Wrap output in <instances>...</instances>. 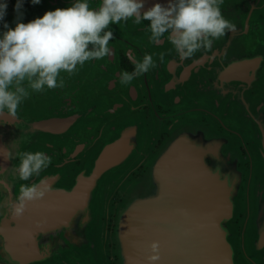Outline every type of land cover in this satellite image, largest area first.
<instances>
[{"label": "water", "instance_id": "water-1", "mask_svg": "<svg viewBox=\"0 0 264 264\" xmlns=\"http://www.w3.org/2000/svg\"><path fill=\"white\" fill-rule=\"evenodd\" d=\"M144 3L142 11L155 3L166 5L168 0ZM33 6L34 20L47 11L70 7L71 1L41 0ZM90 6L98 7L99 0H90ZM220 7L235 31L192 58L179 62L167 39L159 45L151 43L145 29L148 21L111 25L112 57L86 62L73 74L62 73L64 87L33 94L18 109L17 120L0 115V151L21 137L22 151L52 157V164L41 173L51 190L43 200L28 204L19 219L12 217L8 203L15 201L20 183L40 178L10 182L8 189L0 190L4 201L0 264H148L153 242L159 244L157 264L264 260V0H223ZM8 24L14 28L15 19ZM119 51L126 57L134 52L137 59L153 56L157 67L132 83L154 79L157 86L167 85L166 92L175 88L187 102L179 112V128L193 123L190 114L196 103L190 95L191 79H208L214 89L224 88L213 103L220 108L226 103L228 110L221 117L225 136L218 135L214 126L212 138L201 130L181 128L148 158L149 133L158 137L160 130L157 113L152 111L147 133L140 127V118L133 117L126 125L119 116L114 129L110 122L102 128V133L107 128L114 138L98 139L101 143L96 147L93 142L82 143L75 137L81 118H86L87 129L101 124L104 101H92L81 86H93L92 79H118L123 71ZM93 105L99 114H85L87 108L94 111ZM209 118L213 125L220 123L214 114ZM238 145L245 146L249 164L245 173L238 169ZM15 163L0 157V175L11 176ZM139 166L147 167V174L132 180L131 173ZM123 171L128 176L120 175Z\"/></svg>", "mask_w": 264, "mask_h": 264}, {"label": "clouds", "instance_id": "clouds-1", "mask_svg": "<svg viewBox=\"0 0 264 264\" xmlns=\"http://www.w3.org/2000/svg\"><path fill=\"white\" fill-rule=\"evenodd\" d=\"M25 2L16 0L12 28L5 22L7 0H0V115L15 120L20 106L33 94L63 88L62 73L73 74L86 62L112 57L111 25L129 20L141 25L148 21L145 29L150 32V42L159 45L167 39L179 62L192 58L201 49H210L215 40L235 31V25L222 14L223 0H168L166 5L155 3L144 11V0H99L98 7H91L90 0H71L70 7L47 11L23 23ZM30 3L39 5L41 0ZM128 59L133 69L119 73L122 86L157 67L150 54L137 59L133 52ZM159 60L164 61V54ZM0 157L17 161L9 170L11 176L0 175V190L8 189L10 182L40 178L38 182L20 183L15 201L8 203L12 217L19 219L28 204L43 200L51 190L41 173L52 164V157L41 151H22L21 137L12 141L9 149L0 151ZM150 252L148 264H157L158 242L150 245Z\"/></svg>", "mask_w": 264, "mask_h": 264}, {"label": "flooded vegetation", "instance_id": "flooded-vegetation-1", "mask_svg": "<svg viewBox=\"0 0 264 264\" xmlns=\"http://www.w3.org/2000/svg\"><path fill=\"white\" fill-rule=\"evenodd\" d=\"M58 1L62 2V0ZM63 1L66 2L71 0ZM7 3L8 7L7 14L5 16V22L8 23L11 19H15L14 6L16 0H7ZM23 12L24 17L21 21L23 23L32 21V17L34 16V14H37L35 7L30 3V0H26L23 7ZM0 30H2V27H0ZM118 58L120 67L123 71H132L133 65L122 51L118 52ZM82 80L84 79H81V81ZM103 80L106 82L105 86L101 84ZM191 80L193 83L191 84L193 86V89L191 90L190 95L192 96L194 94L192 98H194V103H196L193 104L195 105V107L193 108L195 111L193 112V114H190L193 115V123L190 125L188 123H185V125H183L181 128L194 131L201 130L212 138L214 126L218 135L225 136L224 129L221 125L223 124L221 117L228 110L226 108V103H223L221 108L217 103H213L214 96L221 98L220 96H222V90H224V88L220 87V85H217L215 86L216 89H214V84H212V82H209L208 79ZM207 82H209V84ZM91 83H93L94 85L88 87L81 86V92L90 96L92 101H95L96 99L99 100L100 98L101 102L104 101V105L101 107V111H99V113H101L102 115L101 124L99 126H105V124L110 122L111 127H113L114 129V126H117V123L121 120H124L127 125V123L132 122L133 117H137L140 118V127L142 128V131L144 133H147L149 130L148 127L151 125L149 117L153 116L152 111H155L157 113L156 116L160 124V130L158 133V137H153V135L149 133L150 140L148 141L150 142H148L145 147L146 156L148 158L155 156L163 148L166 142H168V140L181 129L178 125V116L182 104L185 105L187 104V102H184L181 94L177 93L175 88H170L168 89L169 91L166 92L167 85H163L161 83L160 86H157V83L154 81V79H141L140 81L131 83L128 86H122L118 82V79H92ZM238 93L241 92L238 91ZM93 108L94 109L92 110L94 111H89L90 108H87L85 110V114H89L88 112L92 113V115L98 113V107L94 106ZM214 108L217 109V113L214 112ZM81 112L83 111L81 110ZM210 114H214L216 117H219L218 119L220 120V123H218V125H213L212 120H210L209 118ZM119 116H121L122 118L117 122L116 120ZM85 119V117L81 118V130L84 131V133L81 135V142L84 143L85 140L87 141L86 143L93 142L95 143L94 147H96L99 140L97 141V136H95L94 133H90L88 131L89 129H92L91 127L89 129L83 127L85 126ZM94 119L95 118H91V120ZM111 127L109 126L110 130ZM100 140H102V138H100ZM237 150L239 157L238 169L243 170L245 173L246 169L249 168V164L246 163L245 146L238 145ZM147 162L148 161H143V163ZM131 170H133V168ZM146 174L147 167L139 166L135 173H131V179H141L144 178ZM120 175L128 176L125 171L121 172ZM117 202L118 197L115 198L112 203L113 208L117 206ZM108 227L109 231L113 230V221H110ZM260 262L261 264H264V260H260Z\"/></svg>", "mask_w": 264, "mask_h": 264}, {"label": "rangeland", "instance_id": "rangeland-1", "mask_svg": "<svg viewBox=\"0 0 264 264\" xmlns=\"http://www.w3.org/2000/svg\"><path fill=\"white\" fill-rule=\"evenodd\" d=\"M105 86V85H104ZM101 90V89H100ZM103 90V89H102ZM105 108H106V106H105ZM82 113V112H81ZM199 117H200V115H199ZM126 123V122H125ZM124 124V123H123ZM81 125V124H80ZM100 124H97L96 125V127L95 128H93L92 130H91V132L90 133H94L95 134V136L97 135V140L98 139H100V138H102V140L103 141H108V140H110V136H112V138H114V133H111L110 134V132L107 130V128H105L104 130H103V133H102V128L104 127L103 125H101V126H99ZM75 137L76 138H81V129L79 130V132H78V130H76V132H75ZM102 140H100V141H102ZM100 143L101 142H99L98 144H99V146H100ZM102 145V144H101ZM89 146H92V144H89ZM94 146V145H93ZM89 154H92L90 151H88V155ZM100 222H102V221H100ZM99 222V223H100ZM255 261L258 263V264H261V262H260V260H259V258L257 257L256 259H255Z\"/></svg>", "mask_w": 264, "mask_h": 264}]
</instances>
